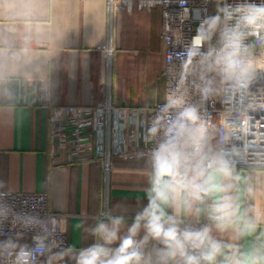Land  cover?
<instances>
[{
    "label": "clouds",
    "instance_id": "1",
    "mask_svg": "<svg viewBox=\"0 0 264 264\" xmlns=\"http://www.w3.org/2000/svg\"><path fill=\"white\" fill-rule=\"evenodd\" d=\"M207 2L214 13L175 39L181 51L166 57L168 79L145 109L146 203L131 217L103 208L77 225L94 242L65 246L67 219L17 211L15 188L0 180V264H264V0ZM46 9L47 0H0V122L48 99L67 29L42 24ZM49 38L51 54L33 48Z\"/></svg>",
    "mask_w": 264,
    "mask_h": 264
},
{
    "label": "crops",
    "instance_id": "2",
    "mask_svg": "<svg viewBox=\"0 0 264 264\" xmlns=\"http://www.w3.org/2000/svg\"><path fill=\"white\" fill-rule=\"evenodd\" d=\"M45 17L41 23L56 24L57 34L67 29L56 41L62 51L51 60L48 99L26 106L22 120L0 122V180L14 192L48 193L49 209L67 219V246L87 247L94 239L77 225L90 226L103 208L117 205L126 207L131 217L146 203H137L143 196L137 170L144 161L114 157L105 177L94 159L100 120L94 118L82 129L90 145L73 155V142L61 145L51 116L57 109L109 99L121 116L103 125V145L110 150L117 138L139 142L145 109L154 105L149 97L165 86L161 12L159 8L129 12L108 0H47ZM32 46L46 54L54 50L51 38L47 43L37 39ZM57 124L66 134L72 132L70 117L61 116ZM87 156L91 159L84 160Z\"/></svg>",
    "mask_w": 264,
    "mask_h": 264
},
{
    "label": "built area",
    "instance_id": "3",
    "mask_svg": "<svg viewBox=\"0 0 264 264\" xmlns=\"http://www.w3.org/2000/svg\"><path fill=\"white\" fill-rule=\"evenodd\" d=\"M108 2L115 7H120L126 11H132L133 9H144L150 11L154 8H159L161 12V33L160 42L162 45L164 59L168 57H176L179 55L181 49L175 44V39L183 35L185 40L190 39L194 34L197 27V17L202 15L207 10V14H213L211 10L212 3L207 0H108ZM233 2V0H229ZM257 3L260 0H256ZM191 17V18H190ZM176 60H172V64H176ZM167 66L164 62L163 76L165 83L168 79ZM154 106V105H153ZM220 106L217 104L212 111V114H216V109ZM70 117V126L72 132L68 135L64 132L65 127H60L57 123L61 116ZM121 116L120 109L113 106L109 99H105L102 103L72 108L66 107L57 109L51 116V127L57 128L60 132L58 139L61 141V145L64 146L67 142H73L72 154L76 155L82 152L86 146L90 145L89 138L82 136V129L90 125L94 118L100 120L99 127V141L97 143V154L94 157L101 165L102 173L105 177L108 176L112 169V159L119 157L125 161L138 159L137 154L146 150V146L143 144L142 138L139 142L128 144L124 139H115L113 146L110 150H107L102 143L104 136L103 125L105 126L108 119L113 117L118 119ZM261 128H264V124L257 122ZM143 121L141 123V129L143 133ZM90 157H85L84 160H89ZM49 195L46 192H26L19 191L14 192L13 197L9 202L16 208L17 211L32 212L39 214L41 217L45 216H57L61 217L59 213L52 212L48 205ZM32 233H28L25 237L30 239L31 243ZM4 237H0L3 239ZM63 243L67 246L66 234L61 236Z\"/></svg>",
    "mask_w": 264,
    "mask_h": 264
},
{
    "label": "rangeland",
    "instance_id": "4",
    "mask_svg": "<svg viewBox=\"0 0 264 264\" xmlns=\"http://www.w3.org/2000/svg\"><path fill=\"white\" fill-rule=\"evenodd\" d=\"M214 10H215V9H214V5H213V7H212V11H213V13H214Z\"/></svg>",
    "mask_w": 264,
    "mask_h": 264
},
{
    "label": "trees",
    "instance_id": "5",
    "mask_svg": "<svg viewBox=\"0 0 264 264\" xmlns=\"http://www.w3.org/2000/svg\"><path fill=\"white\" fill-rule=\"evenodd\" d=\"M213 4L211 5V10H212ZM213 12V11H212Z\"/></svg>",
    "mask_w": 264,
    "mask_h": 264
}]
</instances>
